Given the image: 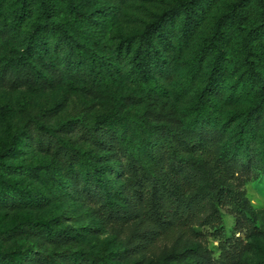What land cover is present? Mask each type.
I'll use <instances>...</instances> for the list:
<instances>
[{"label":"trees","instance_id":"trees-1","mask_svg":"<svg viewBox=\"0 0 264 264\" xmlns=\"http://www.w3.org/2000/svg\"><path fill=\"white\" fill-rule=\"evenodd\" d=\"M112 1L60 0V17L54 0H0V91L77 84L109 99L91 121L54 124L57 103L0 143V214L66 202L73 180L91 220L75 229L58 215L18 218L0 229V264H138L168 249L174 261L161 264H213L203 244L224 210L230 233L251 224L255 241L264 240L245 194L264 182V0L229 3L205 34L221 0H175L110 46L100 29ZM127 80L136 89L121 94ZM186 95L181 113L172 100ZM26 147L51 159L17 162ZM103 234L125 241L123 251L86 247ZM28 236L50 252L16 242ZM226 239L234 264L238 240Z\"/></svg>","mask_w":264,"mask_h":264},{"label":"rangeland","instance_id":"rangeland-1","mask_svg":"<svg viewBox=\"0 0 264 264\" xmlns=\"http://www.w3.org/2000/svg\"><path fill=\"white\" fill-rule=\"evenodd\" d=\"M16 0H6L7 5H13ZM58 15L65 17V11L60 0H54ZM104 1V0H103ZM175 0H114L110 2L111 18L102 26L103 41L106 45H113L116 42L118 35H134L139 33L144 25L153 18L154 15L167 9ZM235 0H221L215 6L214 11L208 17L201 34L209 32V28L213 23L215 17L226 9V6ZM97 30V29H96ZM99 30V29H98ZM101 33L98 31L99 36ZM236 39V37H235ZM198 42L196 40L195 44ZM231 58V54L228 55ZM182 78L181 73L177 74L173 82L166 83V87L170 90L174 87L173 83H177ZM203 80H198L194 89L198 88ZM136 85L131 80L125 81L124 85L119 88L120 93L126 94L128 91H134ZM193 89V90H194ZM190 95L183 98L173 99L172 103L183 113L189 105ZM61 105L60 111L49 116L54 124H60L70 119L81 118L91 121L97 114L105 110L109 105V99L95 94H90L81 90L79 85L63 84L59 89L53 91H0V143L7 141L8 138L20 131L24 127L34 124L36 118L46 109L53 107L55 104ZM47 117L51 121V119ZM17 162L26 163L28 165L48 161L50 156L45 152L38 151L33 147H26L22 149V153L18 156ZM68 180V177L66 178ZM69 181V180H68ZM67 181V182H68ZM72 182L68 187L72 193V199L66 202L51 204L44 211H15L3 212L0 214V229H5L11 226L18 218L32 217L45 218L49 215H58L62 218L65 225L71 226L75 229L84 228L90 225L91 220L89 213L82 205V199L79 182L70 180ZM264 183V182H263ZM252 182L245 187V194L250 202L253 210L258 215V228L264 225V184ZM75 194H74V193ZM224 223L217 230H207V242L203 244L206 249L212 254L213 264H230L228 258L225 259L226 253L231 252L226 246V237L238 240L240 255L236 258L234 264H264V240L255 241L252 237V225L244 226L238 231L230 233V226L227 224L228 220L232 221L231 213L227 210L223 212ZM230 213V214H229ZM233 227V223H232ZM234 232V233H233ZM28 240L17 239L16 242L29 244H36L38 249L46 250L47 244L39 238L28 236ZM88 240V239H87ZM38 242V243H36ZM40 242V243H39ZM12 243H8L10 248ZM125 241L114 235L103 234L94 237L85 242L86 247L99 249H108L113 252H122ZM243 246V248L241 247ZM183 245L175 249V252H181ZM174 251V250H173ZM171 249H168L159 258H144L138 260V264H161L163 261H174L171 255ZM227 255V256H228ZM131 260L123 258L120 264H131Z\"/></svg>","mask_w":264,"mask_h":264}]
</instances>
